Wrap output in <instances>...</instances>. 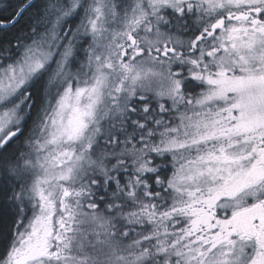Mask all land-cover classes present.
<instances>
[{
	"label": "snow or ice",
	"instance_id": "obj_1",
	"mask_svg": "<svg viewBox=\"0 0 264 264\" xmlns=\"http://www.w3.org/2000/svg\"><path fill=\"white\" fill-rule=\"evenodd\" d=\"M0 264H264V0H0Z\"/></svg>",
	"mask_w": 264,
	"mask_h": 264
}]
</instances>
